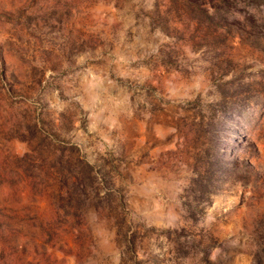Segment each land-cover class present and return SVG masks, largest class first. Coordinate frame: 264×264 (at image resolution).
Masks as SVG:
<instances>
[{
    "label": "rangeland",
    "instance_id": "rangeland-1",
    "mask_svg": "<svg viewBox=\"0 0 264 264\" xmlns=\"http://www.w3.org/2000/svg\"><path fill=\"white\" fill-rule=\"evenodd\" d=\"M0 264H264V0H0Z\"/></svg>",
    "mask_w": 264,
    "mask_h": 264
}]
</instances>
